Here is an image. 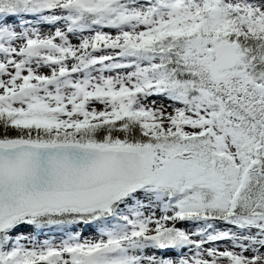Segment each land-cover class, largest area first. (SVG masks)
Masks as SVG:
<instances>
[{
    "label": "snow or ice",
    "instance_id": "1",
    "mask_svg": "<svg viewBox=\"0 0 264 264\" xmlns=\"http://www.w3.org/2000/svg\"><path fill=\"white\" fill-rule=\"evenodd\" d=\"M0 264H264V0H0Z\"/></svg>",
    "mask_w": 264,
    "mask_h": 264
}]
</instances>
